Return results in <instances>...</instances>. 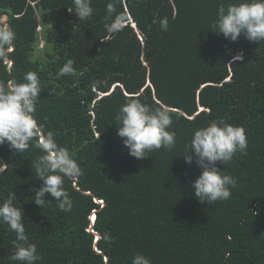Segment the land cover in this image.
<instances>
[{"label": "trees", "instance_id": "obj_1", "mask_svg": "<svg viewBox=\"0 0 264 264\" xmlns=\"http://www.w3.org/2000/svg\"><path fill=\"white\" fill-rule=\"evenodd\" d=\"M108 2L92 0L93 15L79 21L68 10L72 0H0V18L16 33L0 81L38 74L36 118L83 169L64 184L71 212L51 196L41 208L32 201L42 184L32 161L41 153L2 145L0 203L16 194L39 264H131L136 253L152 264H264V43L243 35L231 42L210 30L226 0H118L129 20L109 36ZM165 16L162 31L154 21ZM241 51L243 59L234 60ZM69 60L76 75L57 79ZM135 98L167 108L172 151L129 155L115 115ZM211 119L243 127L248 139L246 153L217 162L236 185L230 199L213 205L195 197L191 185L202 169L183 156L193 132ZM14 240L0 223V264H13Z\"/></svg>", "mask_w": 264, "mask_h": 264}, {"label": "clouds", "instance_id": "obj_2", "mask_svg": "<svg viewBox=\"0 0 264 264\" xmlns=\"http://www.w3.org/2000/svg\"><path fill=\"white\" fill-rule=\"evenodd\" d=\"M117 3L118 0H109L106 4L110 22L104 27L109 36L121 32L129 20L125 13L118 11ZM68 10L74 12L79 21L89 19L94 12L92 0H72V7ZM154 23H158L162 31L169 28L166 16ZM210 30L231 42L238 41L243 35L250 42L264 43V0H226L220 3ZM15 39L16 33L7 17L0 18V64L10 66ZM233 59L242 60L243 52ZM65 75H76L72 60L59 69L56 78ZM93 86L103 85L94 82ZM40 93V79L34 71L24 73L19 81L15 77L0 81V146L7 144L14 154H23L30 148L38 149L41 155L32 161V169L42 184L33 188L32 201L44 208L53 202L45 198L51 196L58 208L67 213L72 211L73 201L64 187L65 181H77L83 175V169L69 150L57 143L53 132L46 131L38 122L35 114ZM115 121L117 135L129 155L136 159L160 149L172 151L176 146V134L170 131L173 119L163 106H153L138 98L127 99L115 115ZM247 149L244 128L224 119H211L193 132L183 156L185 163L191 165L195 162L202 169L191 185L200 203L213 205L231 198L236 180L221 171L217 162L228 165L237 153H246ZM15 200L16 194L12 193L0 203V223L15 233L14 250L7 260L13 264H39L42 256L37 244L29 242L23 209L16 206ZM91 224H95L94 216ZM131 264H152V261L142 253H136Z\"/></svg>", "mask_w": 264, "mask_h": 264}, {"label": "rangeland", "instance_id": "obj_3", "mask_svg": "<svg viewBox=\"0 0 264 264\" xmlns=\"http://www.w3.org/2000/svg\"><path fill=\"white\" fill-rule=\"evenodd\" d=\"M44 41H41L40 44H39V49H42L44 47ZM6 164L4 163L3 166H2V169H1V172L2 171H5L7 168L5 166Z\"/></svg>", "mask_w": 264, "mask_h": 264}]
</instances>
